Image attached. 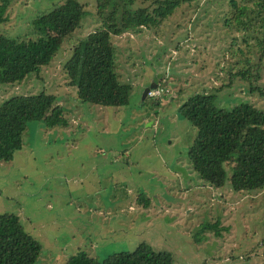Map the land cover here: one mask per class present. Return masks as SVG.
I'll return each mask as SVG.
<instances>
[{
    "label": "rangeland",
    "instance_id": "1",
    "mask_svg": "<svg viewBox=\"0 0 264 264\" xmlns=\"http://www.w3.org/2000/svg\"><path fill=\"white\" fill-rule=\"evenodd\" d=\"M62 1L10 0L0 30L36 38L31 18L54 17ZM80 1L88 14L50 62L20 81L0 82V104L54 93L68 121H28L21 148L0 160V213H16L40 242L36 264H64L79 249L101 259L140 242L169 251L173 264H264V187L234 190L229 167L222 187L202 179L188 157L197 128L178 109L199 91L215 92L226 109L240 102L264 109V95L250 90L264 88L256 0H184L157 25L113 35L114 69L131 90L125 104L108 106L79 100L66 82L72 45L101 24L96 0ZM249 66L257 77L227 84L231 72ZM153 82L168 91L143 97ZM209 222L217 227H204Z\"/></svg>",
    "mask_w": 264,
    "mask_h": 264
},
{
    "label": "trees",
    "instance_id": "2",
    "mask_svg": "<svg viewBox=\"0 0 264 264\" xmlns=\"http://www.w3.org/2000/svg\"><path fill=\"white\" fill-rule=\"evenodd\" d=\"M183 1L96 0L100 27L72 45L70 55L63 62L66 82L76 87L79 100L106 106L125 104L131 84L120 82L114 69L113 35L157 25ZM230 2L236 4V0ZM9 3L10 0H0V27L7 19ZM255 5L263 19L264 0H256ZM245 10V6L238 9V24L243 23L241 16ZM87 14L85 2L63 0L55 6L54 17L41 12L31 18L39 33L36 38L18 39L0 30V82L20 81L47 65L59 50L63 37ZM260 53L262 56L263 50ZM253 70L249 66L231 72L227 84L236 76L257 77L259 72ZM250 90L264 95L263 87L251 84ZM178 109L197 128L188 157L202 179L222 187L229 167L230 185L234 190L264 187V109L248 102H240L230 109L220 107L212 91L189 95ZM34 119L42 120L47 126L68 123L54 93L14 95L0 104V160L13 158L22 146V133L28 121ZM204 227L216 228L217 223L209 222ZM40 250V242L24 229L16 213H0V264H36ZM64 264H173V256L167 250H156L140 242L132 250L115 251L101 259L79 249Z\"/></svg>",
    "mask_w": 264,
    "mask_h": 264
},
{
    "label": "built area",
    "instance_id": "3",
    "mask_svg": "<svg viewBox=\"0 0 264 264\" xmlns=\"http://www.w3.org/2000/svg\"><path fill=\"white\" fill-rule=\"evenodd\" d=\"M164 91H168V87L167 86L156 84V86L151 87V88L148 89L147 95L150 96V97H158L161 94H163Z\"/></svg>",
    "mask_w": 264,
    "mask_h": 264
},
{
    "label": "water",
    "instance_id": "4",
    "mask_svg": "<svg viewBox=\"0 0 264 264\" xmlns=\"http://www.w3.org/2000/svg\"><path fill=\"white\" fill-rule=\"evenodd\" d=\"M154 86H156V83H154V82L148 84L147 86H145L144 89H143V97H145L147 95L148 89L151 88V87H154Z\"/></svg>",
    "mask_w": 264,
    "mask_h": 264
}]
</instances>
